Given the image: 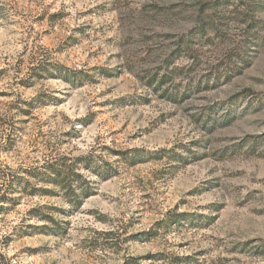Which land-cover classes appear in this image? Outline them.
<instances>
[{"label": "rangeland", "instance_id": "obj_1", "mask_svg": "<svg viewBox=\"0 0 264 264\" xmlns=\"http://www.w3.org/2000/svg\"><path fill=\"white\" fill-rule=\"evenodd\" d=\"M0 213V264H264V0H0Z\"/></svg>", "mask_w": 264, "mask_h": 264}, {"label": "trees", "instance_id": "obj_2", "mask_svg": "<svg viewBox=\"0 0 264 264\" xmlns=\"http://www.w3.org/2000/svg\"><path fill=\"white\" fill-rule=\"evenodd\" d=\"M56 172H55V174H56V176L55 177H57V178H60V177H62V173L60 172V171H58V170H55ZM57 181H58V179H57ZM75 191V190H74ZM84 191V190H83ZM86 192V191H85ZM85 192H80V193H77L76 194V204L77 205H81L82 203H83V201H84V199L85 198H87L90 194H85ZM1 214V213H0ZM0 256H2L1 254H0Z\"/></svg>", "mask_w": 264, "mask_h": 264}]
</instances>
